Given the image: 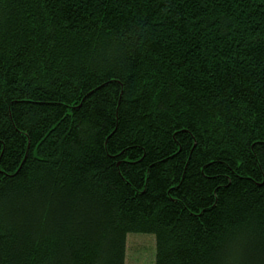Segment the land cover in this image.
<instances>
[{"label": "trees", "instance_id": "1", "mask_svg": "<svg viewBox=\"0 0 264 264\" xmlns=\"http://www.w3.org/2000/svg\"><path fill=\"white\" fill-rule=\"evenodd\" d=\"M264 264V0H0V264Z\"/></svg>", "mask_w": 264, "mask_h": 264}, {"label": "rangeland", "instance_id": "2", "mask_svg": "<svg viewBox=\"0 0 264 264\" xmlns=\"http://www.w3.org/2000/svg\"><path fill=\"white\" fill-rule=\"evenodd\" d=\"M155 238L151 234H128L125 264H154Z\"/></svg>", "mask_w": 264, "mask_h": 264}]
</instances>
